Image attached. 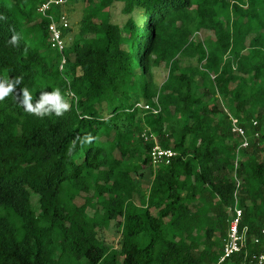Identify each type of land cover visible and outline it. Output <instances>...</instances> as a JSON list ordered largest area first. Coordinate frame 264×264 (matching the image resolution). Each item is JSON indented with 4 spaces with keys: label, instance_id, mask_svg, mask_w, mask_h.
<instances>
[{
    "label": "trees",
    "instance_id": "obj_1",
    "mask_svg": "<svg viewBox=\"0 0 264 264\" xmlns=\"http://www.w3.org/2000/svg\"><path fill=\"white\" fill-rule=\"evenodd\" d=\"M47 1L0 0V79L22 76L17 91L28 88L33 102L54 88L70 99L63 116L44 118L16 94L0 101V264H218L238 147L224 107L251 146L239 168L247 242L223 264L261 252L264 0H82L63 53L38 12ZM117 3L123 24L112 22ZM73 6L49 10L57 20L68 15L65 41ZM201 31L212 36L199 41ZM162 66L168 75L159 84L153 71ZM138 102L161 110L136 109ZM145 132L176 153L169 165L153 166ZM89 134L92 142L82 143ZM113 223L121 241L109 249L100 233Z\"/></svg>",
    "mask_w": 264,
    "mask_h": 264
},
{
    "label": "built area",
    "instance_id": "obj_2",
    "mask_svg": "<svg viewBox=\"0 0 264 264\" xmlns=\"http://www.w3.org/2000/svg\"><path fill=\"white\" fill-rule=\"evenodd\" d=\"M67 0H49L43 3L38 12L46 19L50 21L49 23V31H50V43L54 49H57L59 52L63 53L66 49L67 43L63 36V32L66 29L70 28V21L67 14H63L58 20L55 19L51 14H49V10L52 5H64ZM66 63V60L63 59L61 70L63 69V65ZM214 79V77H213ZM136 109H140L143 111L152 112L154 114H158L160 112V107H153L150 104H145L142 102H138L135 105ZM226 114L229 116V120L231 122L232 133L238 141V147L236 150V159L234 163V168L232 172V176L235 180L236 190L234 194V202L230 207L229 211L231 214V225L228 231L227 237L224 240L223 253L220 257L218 264H223L225 261L231 259L238 253H241L246 246L247 242V228L244 230H240V224L243 218V211L240 207V195L239 191L241 189L242 180L239 176V168L240 164L243 160V152L250 148L251 141L250 137L247 133L246 128L239 122L237 118H235L229 111L224 107ZM258 125L257 121H253V126L256 127ZM142 137L146 142L153 140L155 143L154 148L151 152V162L154 167L159 166L161 164L169 165L171 160L176 156V153L171 149L162 148L157 138L154 135H149L148 132H145ZM260 137L259 132L254 133V139H258ZM262 235L264 236V229L262 230ZM255 243L260 244V238L254 237L253 239ZM248 259L249 263H248ZM243 264H264V245L261 252L253 255L252 257L245 256V260Z\"/></svg>",
    "mask_w": 264,
    "mask_h": 264
},
{
    "label": "clouds",
    "instance_id": "obj_3",
    "mask_svg": "<svg viewBox=\"0 0 264 264\" xmlns=\"http://www.w3.org/2000/svg\"><path fill=\"white\" fill-rule=\"evenodd\" d=\"M4 17L0 16V19ZM19 41L17 35H13L11 43L16 44ZM23 82L22 76L15 78L0 79V101H4L8 96L16 94L17 102L24 110L32 115L40 118L51 117L53 114L56 117H61L70 109V103L66 99L65 94L59 88L52 89L51 92L41 91L39 98L33 102V97L28 88H22L17 91L18 86ZM77 139H80L77 137ZM93 137L89 134L84 137L82 143H91ZM75 148V141L72 142V147L69 149V154Z\"/></svg>",
    "mask_w": 264,
    "mask_h": 264
},
{
    "label": "rangeland",
    "instance_id": "obj_4",
    "mask_svg": "<svg viewBox=\"0 0 264 264\" xmlns=\"http://www.w3.org/2000/svg\"><path fill=\"white\" fill-rule=\"evenodd\" d=\"M82 0H74V6L73 8L75 9L72 14H70L71 18V33L67 35L66 38V43L69 44L71 42V39L73 36L76 34L77 29H78V24L81 20L82 16ZM122 4L117 3L113 9L111 10L112 14V22L116 24H123L128 17L123 15L122 12ZM140 15L137 13L136 18L139 19ZM212 36L211 32H205L201 31L200 33L197 34L196 38L197 40H206ZM196 62L194 60H187L184 62V66L187 65H194ZM154 78L157 83L161 84L163 83L168 75L167 68L162 66L161 68H156L154 69ZM70 101V99H68ZM150 175V174H148ZM151 179V177H150ZM149 180V179H148ZM149 183V182H147ZM31 203H32V208L35 212H40V195L38 194H33L31 198ZM90 215L93 214L92 210L88 211ZM100 238L103 240L104 244L109 248H115L119 246V243L121 241V231L117 227L116 223H113L110 229L104 230L103 232L100 233Z\"/></svg>",
    "mask_w": 264,
    "mask_h": 264
}]
</instances>
